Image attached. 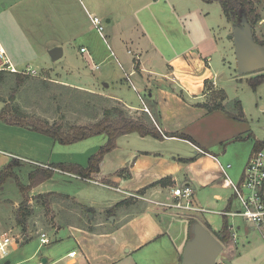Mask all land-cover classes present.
Segmentation results:
<instances>
[{"label": "crops", "instance_id": "1", "mask_svg": "<svg viewBox=\"0 0 264 264\" xmlns=\"http://www.w3.org/2000/svg\"><path fill=\"white\" fill-rule=\"evenodd\" d=\"M48 1L53 2L54 7L63 3V0ZM76 1H86L88 3L86 9L87 7L92 9V11L88 9L91 25V16L104 20L107 28L105 38L93 27H91L93 31L84 30V25H81L80 19L74 15L66 17L74 18L69 21L68 26L76 28L71 32L76 37L73 38L70 34L65 40L76 41L84 38L87 53H81L88 58V63H99L95 64V67L114 59L115 66L121 73L115 78L116 84L124 86L127 83L133 87L139 95L141 104H134L128 100L121 87L111 90L110 83L106 84L109 88L105 96L118 102L129 112H132L130 110L140 112L137 116L147 113L146 109L149 112L150 109H155L160 114L161 127L165 132L186 135L192 142L176 137L161 141L153 137H141L136 133L125 135L118 139V147L106 155L100 173L93 179H82L74 174L59 172L50 180L34 187L26 204L21 191L19 202L0 199V236L6 234L16 242L9 255L5 259H0V264H180L183 251L190 239L191 218L160 207L155 199L162 198L168 201L172 196V188L190 183L194 187L196 203L203 208L216 210L213 213L200 214L201 218H193L194 221H199L205 227L209 225L210 229L206 228L214 236L218 235L223 223L219 227L214 226L209 220V214H217L216 212H219L217 210L238 209L235 208L239 204L229 181H233L231 177L235 181H242L256 141H264V137L257 136L251 129L243 128L246 118L239 101L233 103L232 111L225 106L227 103L220 102L222 93L218 91L219 81L221 73L227 68L220 47L221 40L217 38L222 29L211 27L207 31L209 36L191 41L190 35L195 32L183 27L182 24L183 28L175 33H181L183 35L181 39L186 37L182 40L186 45L182 46L180 52L171 55L168 53L167 45L165 47L159 45L169 40L160 38L156 41V38L148 36L154 31L160 32L162 30L160 26L162 27L164 23L169 26L172 24L167 16L156 12L150 13L143 5H135L134 0ZM101 1H105L104 5ZM164 1L167 5L170 4L173 17L178 21L189 17L191 2L204 13V17L209 16L205 15L209 4H219L210 0ZM180 2H184V5L187 3L189 8L185 9L183 5L181 10L177 6ZM34 12L38 13V18ZM101 12L104 16L99 15ZM221 12L226 18L222 7ZM16 13H24L23 18L27 19V23L31 20L34 25L39 23L37 27L41 29L42 35L40 20L42 1L0 0V18L6 16L15 18ZM53 17H59V13ZM26 21L17 20V24ZM261 25L264 26V19ZM13 30L11 23H0V41L18 67L27 64L30 66L31 61L35 59L33 55H37L39 50L31 47L32 37L29 41L22 40ZM84 31L88 33L85 34ZM129 32L135 34L134 37L124 35ZM25 33L24 31L23 35ZM40 41L41 39L38 40ZM47 44L46 56L49 62L55 63L49 55V51L55 47H62L65 56L66 45ZM134 52L138 55L136 60L132 55ZM216 56L220 59L215 61ZM99 67L96 68L100 69ZM236 74L237 82L246 81L250 84L248 82L251 78L245 79L250 75H240L238 69ZM65 81L70 83L65 84L72 86L73 82L69 76ZM144 98H147L148 102ZM0 102L1 113L6 103L1 99ZM217 105H223L225 110H218ZM148 114L151 115V112ZM215 124L217 128L221 124H231L233 128L231 134L218 133L217 143L209 139L216 134ZM103 137L104 142L107 141V137ZM132 141L139 142L141 148L132 150L126 160L114 157L120 148L119 144L130 147ZM229 143L235 145L236 147H232L235 149L229 150L226 147ZM101 147L98 146L96 150L90 152L89 157H76L61 147L59 149L58 143L49 136L0 122V171L13 160H21L40 167L78 163L86 168L89 159ZM162 180L166 183L157 184ZM105 182L110 184L107 185ZM70 185H77L80 189L74 192L49 189V187L66 189V186ZM84 188L85 192L82 191ZM98 189L113 191L120 197L107 201L104 205L88 193ZM142 191H145L147 199L134 200V195L139 196ZM49 194L52 195L49 198L52 218L46 216L44 201L42 202V196ZM21 207L32 210L26 229L18 224L16 218ZM219 216L222 217V221L226 217ZM229 219L236 221L242 218L227 217L228 222ZM229 225L232 232L231 241L238 246H235L236 252L229 255L230 260L226 264H244L247 253H253L254 257L260 254V248H264V239L257 228L247 222L236 221ZM52 233L55 238H50ZM43 234L50 240L49 244L42 243ZM225 247L227 246H224V250ZM220 257L217 264L222 262ZM250 264H258L257 259L254 258Z\"/></svg>", "mask_w": 264, "mask_h": 264}, {"label": "rangeland", "instance_id": "2", "mask_svg": "<svg viewBox=\"0 0 264 264\" xmlns=\"http://www.w3.org/2000/svg\"><path fill=\"white\" fill-rule=\"evenodd\" d=\"M42 1V35L41 29H38L39 23L37 25L32 23H27V19L23 18L24 13H16L17 17L12 18L9 16L1 17L0 23L7 22L11 23L14 30L13 32L17 33V36L22 40L29 41L31 37L30 43L31 47L33 46L37 51V55H33L35 58L29 64L31 67V71L29 75L26 76L25 79L18 80V77L13 74L3 73L0 77V99L3 100L6 105L11 106L12 108L19 106L29 117H40L44 119H50L51 124H63L66 129H69L72 125H91L97 123L104 117V111L108 108L112 107H120L124 109L130 116H137V111L130 110L129 112L119 104L118 102H114L109 100L106 95V90L109 88L106 84H111V90L120 88L123 89V94L126 98L132 101L134 104H141V100L139 95L134 91L135 89L129 86L127 83L124 86L118 85L115 82V78L120 76L121 73L118 67L115 66L114 59L107 60L105 64H102L95 67V64L91 62H87L88 58L81 53V49L87 46L86 40L84 38H79L74 41V39L65 40L68 37L75 38L71 32L75 31V27H69V21L74 19H70L66 16H74L80 19L81 25H84V30L93 31V27L90 24L88 17V9L92 11L88 6V3L76 1V0H63L62 8L61 6H53V2L48 0H40ZM119 1V0H118ZM195 1V0H194ZM211 2L214 0H210ZM105 2V1H104ZM104 2L101 1V4L104 5ZM86 3V5H85ZM135 5H143L147 11L150 13L156 12L160 13L163 16H167V18L172 22V24H166L161 27L160 32H152L149 33L150 38H156V41H159L160 38H165L169 40L166 43H160L159 45L162 47L168 46V53L175 54L176 52H180L182 46H185L186 43L182 42L181 39L183 35L181 33H175L177 30L183 27H188L192 33L190 37L191 41L204 38V36H209L207 31L214 27L215 29L219 28V34H217V38L221 40L220 47L223 52V58L226 62L227 68L225 71L221 73L222 77L219 81V90L222 93V97L220 98V102L227 103L225 106L232 111L231 107L235 101H239L243 106L246 122L243 123V128L251 129L259 137H264V84L261 85L256 91L251 87L250 84H247L246 81L243 83L237 82L236 72H237V63L235 56V42L233 39L229 38L234 33L236 27H241L239 23L230 22L227 18L222 16L221 7L217 3L209 4L206 8L205 15H209L204 17V13H202L192 2L190 3L191 14L185 20H177L173 17V9L170 7V4H166L164 0H134ZM184 2H180L177 4L178 7L182 10ZM185 9L187 7V3H185ZM257 13L261 16L260 22L255 26V35L256 38L264 42V26L261 25L264 19V0H260L257 4ZM64 8V9H63ZM37 14L38 13L34 12ZM59 13V17L54 18L53 15ZM48 15H52L51 17ZM62 15L64 16L62 18ZM99 15L104 16L101 12ZM53 17V18H52ZM22 18V19H21ZM102 19V18H101ZM177 22H176V20ZM17 20H25V23L17 24ZM103 20V19H102ZM3 21V22H2ZM38 21V19H37ZM104 21V20H103ZM183 24V27H182ZM24 26V28H20ZM62 25V27H61ZM171 25H173L171 27ZM37 27V28H36ZM61 27V28H60ZM74 29V31H72ZM107 29V28H106ZM24 31L26 32L25 35ZM173 32V33H172ZM87 34L88 32H85ZM94 33V32H93ZM71 34V35H70ZM70 35V36H69ZM94 35V34H93ZM125 36L134 37L135 34L132 33H124ZM12 36V35H11ZM138 36V35H137ZM15 37V36H12ZM38 42V40H40ZM19 41V40H18ZM17 41V43H18ZM219 41V40H218ZM54 44H64L66 53L65 56L55 62L52 63L48 61L46 56V46ZM91 46L93 45V41L90 42ZM19 44V43H18ZM137 53H132L136 59H138ZM220 59L219 56L215 57V61ZM100 62V61H99ZM99 64V63H97ZM96 64V65H97ZM28 67L27 65H21L19 68L25 70ZM264 75V72H258L248 76L245 79H249V77L256 78ZM70 77V81L72 86L65 84V79ZM96 83V84H95ZM249 83V82H248ZM70 84V83H69ZM68 85V86H65ZM95 85V86H94ZM219 93V94H221ZM146 102L147 98H144ZM214 102V100L212 99ZM2 108V102H0V111ZM148 116L150 114L145 113ZM142 116H144L142 114ZM137 117H141L137 116ZM151 117V116H150ZM216 134L214 136L209 137L214 143H217L218 133L222 132L224 134H231L233 128L231 124H221L219 128H217V124H215ZM105 137H96L87 141H83L81 143L71 145V146H61L58 144V148L65 149L71 154L76 155V157H89L91 153L96 150L98 146H103ZM120 148L116 152L114 157L118 159H127L130 153L134 149L141 148L139 142L132 141L130 147L125 144H119ZM232 143L227 144L226 147L229 150L235 149L232 148ZM61 147V148H60ZM118 147V142H117ZM236 147V146H235ZM91 152V153H90ZM17 168L13 170V173L19 179V181L25 185L29 186L30 182L28 179V173H32L39 169H45L49 171H54V175L56 173L63 172L54 168V166H32L27 162L17 160ZM78 164V163H75ZM80 165V164H79ZM29 174V175H30ZM71 174V173H69ZM232 182L234 184H239L240 181H235L232 177ZM79 186L70 185L66 186V189H62V187H49L51 190H58V192H74L75 190H79ZM182 187V186H179ZM176 188V187H175ZM32 190V189H31ZM27 191L24 194V201L26 198H29L30 191ZM20 188L17 185L16 179H10L8 183L4 186L2 190H0V199L8 200L12 202H19L21 199ZM82 191H86V188L82 189ZM89 194L93 195L100 203L106 204L107 201L116 200L120 197L117 193L113 191H107L103 189L91 190L88 191ZM87 193V194H88ZM70 195V193H65ZM137 194V193H136ZM145 191L140 192L138 197H134V200L141 201L143 198H146ZM172 195V190H171ZM72 196V195H71ZM81 196V195H80ZM42 199V202L45 201ZM131 201V200H130ZM157 202L161 203H175L176 200L171 196V199L162 200L155 199ZM134 204V202L131 201ZM163 208V207H162ZM235 208H238L235 206ZM165 209V208H164ZM99 210V209H98ZM168 210V209H167ZM216 211V210H214ZM222 211V210H217ZM46 216L48 218H52L51 212H47ZM209 220L213 222L214 226L219 227L222 225V217L217 214H209ZM189 218H201L200 214H187ZM113 219V217H112ZM238 222H243V219H237ZM235 220L229 219V223H235ZM50 222H52L50 220ZM248 225V224H247ZM44 228V227H43ZM50 238H55L54 233L50 234ZM224 252L221 254V263L226 264L229 259V255H233L236 252L237 244H234L232 240L229 245H224ZM260 254L254 257L253 253H247L246 260H244V264H250V262L254 261V258L257 259L258 264H264V248H260Z\"/></svg>", "mask_w": 264, "mask_h": 264}, {"label": "trees", "instance_id": "3", "mask_svg": "<svg viewBox=\"0 0 264 264\" xmlns=\"http://www.w3.org/2000/svg\"><path fill=\"white\" fill-rule=\"evenodd\" d=\"M218 2L224 12L225 17L230 22L239 23L246 17L248 23L253 29L255 40L264 45V42L259 41L255 35V26L260 22L261 16L257 13V4L260 0H214ZM3 73H0V77ZM18 77V80L26 78L24 75L13 74ZM253 89H257L264 84V75L249 80ZM240 107V116H242V108ZM155 108V107H154ZM218 110H225L223 105H217ZM213 109V108H212ZM151 117L143 114L141 117L130 116L124 109L120 107L108 108L104 111V117L97 123L91 125H72L66 129L63 124H51V122L44 118L29 117L21 107L16 106L12 108L6 105L0 113V122L26 128L30 131L37 132L51 137L56 143L69 146L83 142L94 137L106 136V143L89 159L88 167H82L78 164H58L54 168L66 173H71L82 179H93V177L100 173L101 164L107 154L111 153L117 148L118 139L122 136L129 134H139L141 137H153L157 140H164L165 138L176 137L192 142V139L183 134H171L165 132L161 127V117L159 112L155 109H150ZM264 148V141H256L254 151ZM17 160H13L4 170L0 171V188L3 187L10 179H16L17 185L23 194L33 189L34 187L50 180L54 176V171L39 169L29 175L30 185H23L13 170L17 168ZM171 180V179H169ZM171 182V181H170ZM166 181L162 180L157 184H165ZM172 183V182H171ZM109 185V182H105ZM52 195L42 196L44 207L47 212L50 210L49 198ZM28 202L25 199L24 204ZM32 210L28 207H21L16 214L17 222L25 229L28 223V217L31 216ZM190 222L193 223L194 219L191 218ZM210 229L209 225H206ZM215 237L223 244H228L232 239V232L227 217L223 219V227L218 235Z\"/></svg>", "mask_w": 264, "mask_h": 264}, {"label": "built area", "instance_id": "4", "mask_svg": "<svg viewBox=\"0 0 264 264\" xmlns=\"http://www.w3.org/2000/svg\"><path fill=\"white\" fill-rule=\"evenodd\" d=\"M93 28L105 38L106 26L104 21L97 17L91 16ZM82 53H87L86 48L81 49ZM31 67L25 70L20 69L11 59L4 45L0 41V73L18 74L28 76ZM147 113H150L146 109ZM229 185L233 190V195L238 202V209L232 211H219V215L242 218L245 222L257 228L264 239V148L254 151L245 167L242 181L234 184L229 181ZM175 203H161L159 206L168 210H173L184 215L187 214H208L214 211L203 208L196 203L194 187L190 183H185L182 187L172 188ZM138 197L137 195H134ZM42 243L49 244L50 240L46 235H42ZM16 244L8 235L0 236V259H5L10 249Z\"/></svg>", "mask_w": 264, "mask_h": 264}, {"label": "water", "instance_id": "5", "mask_svg": "<svg viewBox=\"0 0 264 264\" xmlns=\"http://www.w3.org/2000/svg\"><path fill=\"white\" fill-rule=\"evenodd\" d=\"M231 39L235 42V55L240 75H252L264 71V45L255 40L253 29L246 17L240 21ZM53 62L64 56L62 47L49 51ZM224 245L199 221L190 226V239L182 254L180 264H217Z\"/></svg>", "mask_w": 264, "mask_h": 264}]
</instances>
